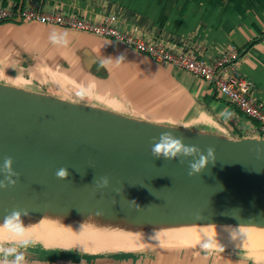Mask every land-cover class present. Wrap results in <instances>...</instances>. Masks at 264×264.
<instances>
[{
	"label": "water",
	"instance_id": "1",
	"mask_svg": "<svg viewBox=\"0 0 264 264\" xmlns=\"http://www.w3.org/2000/svg\"><path fill=\"white\" fill-rule=\"evenodd\" d=\"M165 130L202 150L214 147L215 163L189 177L187 161L152 158V138ZM7 156L20 180L0 190V218L18 207L30 212L26 226L54 230L90 226L124 239L168 242L201 234L264 240V138L230 140L158 126L0 83V164ZM60 167L68 168L67 180L56 178ZM103 176L111 187L101 193L93 181ZM120 252L78 259L126 260L132 253ZM25 257L52 261L26 251Z\"/></svg>",
	"mask_w": 264,
	"mask_h": 264
},
{
	"label": "crops",
	"instance_id": "2",
	"mask_svg": "<svg viewBox=\"0 0 264 264\" xmlns=\"http://www.w3.org/2000/svg\"><path fill=\"white\" fill-rule=\"evenodd\" d=\"M0 6L16 12L15 19L0 23V83L158 126L230 140L257 135L258 122L203 78L113 39L28 22L20 14L32 8L97 23L114 18L120 29L139 27L150 41L163 40L209 61L234 54L229 74L250 80L253 96L264 101V0H0ZM53 29L68 30L67 47L51 44ZM121 54L123 62L101 66ZM225 110L233 114L230 119L221 116ZM206 251L159 263L264 264L244 252Z\"/></svg>",
	"mask_w": 264,
	"mask_h": 264
},
{
	"label": "built area",
	"instance_id": "3",
	"mask_svg": "<svg viewBox=\"0 0 264 264\" xmlns=\"http://www.w3.org/2000/svg\"><path fill=\"white\" fill-rule=\"evenodd\" d=\"M21 17L28 22H39L102 36L123 43L153 59L173 65L178 70L203 78L223 96L229 104L236 107L248 118L258 122L256 137L264 138V101L253 96L250 80L229 74V67L235 59L234 54H226L209 61L192 50L178 51L165 41H150L145 33L135 27L133 31L120 29L114 18L97 23L81 17L69 16L61 11L43 12L26 8ZM16 12L8 6H0V23L15 19Z\"/></svg>",
	"mask_w": 264,
	"mask_h": 264
},
{
	"label": "clouds",
	"instance_id": "4",
	"mask_svg": "<svg viewBox=\"0 0 264 264\" xmlns=\"http://www.w3.org/2000/svg\"><path fill=\"white\" fill-rule=\"evenodd\" d=\"M51 44L58 47H67L70 44V34L68 30L53 29L48 36ZM125 57L121 54L119 57L105 58L101 66L106 63L115 61L123 62ZM85 97L81 95V99ZM232 113L225 110L221 116L230 119ZM185 129H187L185 127ZM257 151H260L257 149ZM150 153L152 158L164 159L167 161H177L179 164L188 163V176H199L209 165L216 161V149L212 146L202 150L194 144H186L183 136H177L171 130L162 131L159 137H153L150 145ZM56 178L59 180H67L69 171L67 167H60L55 172ZM0 190L7 191L14 188L20 180V173L14 169V160L11 156L3 159L0 164ZM93 183L96 190L103 192L104 189L111 187V180L108 176L95 178ZM137 211L142 210L135 201H132ZM30 214L28 209L14 207L8 210L7 214L0 218V264H26L25 251L34 246L37 241L33 239L29 232V226H26L23 217ZM96 215H102L97 212ZM70 228V227H68ZM156 234V233H155ZM205 248L209 245L205 244Z\"/></svg>",
	"mask_w": 264,
	"mask_h": 264
},
{
	"label": "bare ground",
	"instance_id": "5",
	"mask_svg": "<svg viewBox=\"0 0 264 264\" xmlns=\"http://www.w3.org/2000/svg\"><path fill=\"white\" fill-rule=\"evenodd\" d=\"M68 227L65 225L58 230H54L33 224L29 227V232L33 239L41 242L46 249H56L58 246L68 249L71 245H77V247L82 248L83 251L81 253L85 254L102 253L112 255L120 251L132 253L155 251L176 253L195 248L231 251H241L240 249H243L247 252L253 250L264 251V240L255 238H228L215 234H201L168 242L150 238L124 239L121 235L102 232L95 228L92 229L90 226L82 227L77 231H73ZM205 244H208L209 247L205 248ZM254 255L253 257H260L264 260V254Z\"/></svg>",
	"mask_w": 264,
	"mask_h": 264
},
{
	"label": "rangeland",
	"instance_id": "6",
	"mask_svg": "<svg viewBox=\"0 0 264 264\" xmlns=\"http://www.w3.org/2000/svg\"><path fill=\"white\" fill-rule=\"evenodd\" d=\"M202 252L203 249H200ZM207 249H204L205 252ZM240 252H244L247 255H252L255 256L254 254L262 255L264 254L263 250H253V251H244L243 249H240ZM82 249L80 247H77V245H71L70 248L65 249L64 247H59L57 249H52L48 250L46 249L41 242H37L34 246L28 248L26 252L29 255H34L37 256V258H40V260L44 259H51L52 263L55 264H72V260H77L73 264H160L159 262L164 259L172 258V259H177L179 260L182 258L183 254L185 255L187 251H182V252H176V253H171V252H160V251H155V252H142V253H128L127 259L124 260L122 258H117L113 259V257H108L103 260H98L95 262H86L82 259H78L80 256H85V254L81 253ZM209 251V250H208ZM213 251V250H210ZM226 251V250H223ZM189 252H198V250L195 249H190ZM237 252V251H236ZM252 252V253H251ZM259 252V253H257ZM123 253V252H120ZM162 253V254H161ZM122 255H118L123 256ZM78 256V257H77ZM163 256V257H162ZM58 258H61L63 261H56ZM71 259V260H70ZM70 260V261H69ZM81 261V262H80ZM83 261V262H82Z\"/></svg>",
	"mask_w": 264,
	"mask_h": 264
},
{
	"label": "trees",
	"instance_id": "7",
	"mask_svg": "<svg viewBox=\"0 0 264 264\" xmlns=\"http://www.w3.org/2000/svg\"><path fill=\"white\" fill-rule=\"evenodd\" d=\"M18 1V0H17Z\"/></svg>",
	"mask_w": 264,
	"mask_h": 264
}]
</instances>
